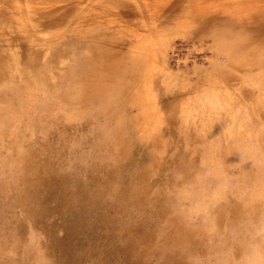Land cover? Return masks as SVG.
Wrapping results in <instances>:
<instances>
[{"label": "rangeland", "instance_id": "1", "mask_svg": "<svg viewBox=\"0 0 264 264\" xmlns=\"http://www.w3.org/2000/svg\"><path fill=\"white\" fill-rule=\"evenodd\" d=\"M0 264H264V0H0Z\"/></svg>", "mask_w": 264, "mask_h": 264}, {"label": "bare ground", "instance_id": "2", "mask_svg": "<svg viewBox=\"0 0 264 264\" xmlns=\"http://www.w3.org/2000/svg\"><path fill=\"white\" fill-rule=\"evenodd\" d=\"M114 32V31H113ZM112 33V32H111ZM110 33V34H111ZM113 34V33H112ZM113 47V46H112ZM118 50V49H117ZM137 60V59H136ZM138 60H140V59H138ZM142 62V61H141ZM121 66V65H120ZM42 70V69H41ZM40 70V71H41ZM44 70V69H43ZM127 70V69H126ZM41 73V72H40ZM42 75V74H41ZM122 85V84H121ZM121 94V93H120ZM7 96V95H6ZM128 96V95H127ZM13 98V97H12ZM125 98V97H124ZM25 100V99H24ZM129 101H130V99H129ZM23 103V102H22ZM129 107V106H128ZM131 110H132V108H131ZM167 190V189H166ZM188 223V222H187ZM193 223V222H192ZM163 224V223H162ZM186 224V223H185ZM189 224V223H188ZM191 224V223H190ZM185 226V225H184ZM191 229V228H190ZM152 232V231H151ZM139 234V233H138ZM156 235V234H155ZM139 239V238H138ZM147 245H148V243H147Z\"/></svg>", "mask_w": 264, "mask_h": 264}]
</instances>
